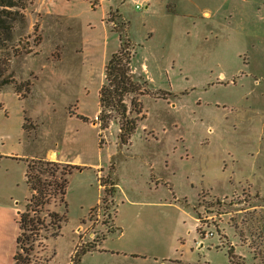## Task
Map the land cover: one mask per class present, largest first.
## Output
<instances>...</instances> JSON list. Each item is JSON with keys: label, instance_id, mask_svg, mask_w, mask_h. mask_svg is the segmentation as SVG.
I'll use <instances>...</instances> for the list:
<instances>
[{"label": "rangeland", "instance_id": "rangeland-1", "mask_svg": "<svg viewBox=\"0 0 264 264\" xmlns=\"http://www.w3.org/2000/svg\"><path fill=\"white\" fill-rule=\"evenodd\" d=\"M22 1L24 9L4 18L11 39L0 43V68L9 64L3 77L10 82L0 86V264H13L17 250L25 256L24 239L18 248L16 238L17 211L30 196L26 161L57 147L59 159L74 165L113 164L107 176L119 191L89 213L99 199L98 182L92 171L75 170L66 210L57 196L47 205L65 211L67 221L57 237L51 227L39 228L23 264H71L79 238L106 234L116 203L124 213L131 189H148L151 178L159 181L155 196L164 203L137 206L134 213L155 220L150 230L161 241L151 251L157 255L91 253L83 264H161L169 248V257L185 261L175 264H264V0ZM102 24L109 34L104 66L128 42L132 73L147 80L141 86L148 93L125 99L129 116L137 115L131 98L144 114L131 144L119 141L120 115L113 107L100 148L92 149L98 99L91 80L101 67L90 73L82 62L84 44L91 55L100 49L103 59ZM102 75L100 84L104 68ZM88 87L87 98L82 90ZM83 98L87 103L79 106ZM77 109L90 121L75 118ZM195 224L203 235L197 231L193 238Z\"/></svg>", "mask_w": 264, "mask_h": 264}, {"label": "trees", "instance_id": "trees-1", "mask_svg": "<svg viewBox=\"0 0 264 264\" xmlns=\"http://www.w3.org/2000/svg\"><path fill=\"white\" fill-rule=\"evenodd\" d=\"M94 1L97 2V0ZM13 8L24 9V2L22 0H0L1 44L11 39V29L4 23V18L12 17L13 14L16 13L11 11ZM127 43L128 42H122L118 51L108 58L104 66V80L98 91L99 111L96 116V123L99 127L98 138L100 139L102 137V131L109 126V123L114 118L111 111H108L107 108L111 109L114 107L117 109L120 115L118 119L120 130L118 137L120 143L126 146L131 144V137L137 127L138 118H141L144 114L140 115V102L137 104L135 98H131V103L135 105L134 107L137 115L129 116L128 113L130 110L127 108L125 99L130 95L148 93L147 88L141 86V82L147 84V80L143 78L144 80L140 81L134 78L131 68L132 54L125 47ZM8 67L9 64H5L0 68V86L10 83L6 82L3 77ZM13 87L14 91L19 95L21 93L19 85L15 83ZM158 94L156 93L154 96L165 98V96H159ZM72 115H75V117L83 121H90V119L83 114L72 112ZM23 127L26 129L24 123ZM83 168V166L79 165L66 164L42 158H30L26 161L25 182L29 188L30 196L27 199L24 210L17 211L18 235L16 238V245L20 248V240L24 239V245L27 246V248L22 247V251H25L23 259L20 258L21 256L18 250L15 252L13 264H18L19 259L22 260V264L27 263V256H29L30 250L34 244V240H31V238L38 236L39 228L51 227V236L57 237L59 235L62 224L67 221L66 213L65 211L61 213L49 210L47 205L52 198H56L57 196L59 199V206H63L66 210L65 193L69 182V176L75 170H82ZM110 168H114L113 164ZM101 183L104 185V193L100 203L104 204L108 200V197L112 199L117 192V182L111 177L106 176L105 179L103 177L101 178ZM97 205L92 207L89 213H91ZM46 218H48V222L45 220ZM108 231H110V229ZM197 231L200 236L203 235L200 227H197ZM105 235L106 234L102 235L98 239L92 238L90 241L82 239L71 259V264H81L83 256L87 252L96 249ZM228 253L231 257L235 256L231 249H229Z\"/></svg>", "mask_w": 264, "mask_h": 264}, {"label": "crops", "instance_id": "crops-1", "mask_svg": "<svg viewBox=\"0 0 264 264\" xmlns=\"http://www.w3.org/2000/svg\"><path fill=\"white\" fill-rule=\"evenodd\" d=\"M105 13V12H104ZM204 14H206V12H203ZM102 23V22H101ZM102 28H103V37H104V43H103V59L98 57V53L101 51L100 49H98L97 53L95 55H91L90 51L88 50L89 48L87 47L86 44H84V55H85V60L82 62V65H85L87 69L89 68L90 73L92 72V70H96L99 68V66L101 67L100 73H99V77L96 75L94 76V78L91 80L89 74L86 77V82L89 83L90 80L93 82L92 84V92H95V98L98 99V90L100 87V82L102 81V72H103V66H104V58H106V56L109 53V44L107 43V39H108V30L106 29V27L104 26V24H102ZM105 45H107L105 47ZM114 47V46H113ZM115 48V47H114ZM114 50V49H112ZM90 53V54H89ZM82 54V53H81ZM132 72H134V69L132 68ZM135 74V72H134ZM88 86V85H87ZM87 92H86V91ZM83 95L85 97L88 98L89 94L91 93V88H84L82 90ZM87 98L86 99H80L79 102L83 101L82 103L79 104V106L82 105H86L87 103ZM78 106V107H79ZM85 107V106H84ZM99 111V106L97 105L96 107V111L94 112V114L91 117V120L96 119L97 113ZM77 112L80 114H83L86 116L85 113L81 112L80 109H77ZM72 117V116H70ZM76 118V117H75ZM90 118V116H89ZM92 127L96 128L95 130V139L92 143H90V148H95L97 147L98 149L100 148L99 143H98V133H99V127L98 124L95 123L93 124L92 122ZM62 146H65V142H63ZM84 146H88L87 144H84ZM86 149H89L86 148ZM86 154V150H83ZM59 150L58 147L56 148H49L48 150V156L47 157H41L42 159L44 158L45 160H51V161H59L62 163H66V164H72L69 163L71 160L69 159H59ZM91 154H93V151L91 152ZM79 166H83L84 168L82 170H77L80 173L84 172L83 170H89L92 171V173H94V179L92 180L93 184L96 181V183L98 182V186H99V199H97V203H100L99 200H101L102 196H103V185L101 184V178L107 176L110 173V165H109V169H108V165H103L102 161H91V162H78ZM74 165V164H72ZM75 172V171H74ZM151 183L153 184V188L150 186V184H148V189L143 190L141 188H139V186L137 187H133L131 189V194L125 199L126 203H128L129 207L126 209V211L123 213L121 212V206H118V202L116 203V209L113 215V228H110V231H106V235L104 236V238L101 240V242L99 243V245L97 246L96 249L91 250L89 252H87L81 261V264H83L82 262L85 261L86 257L91 254V253H97V254H101V255H108L109 257H129V258H143L144 254H150L152 256H156L157 253H155L154 251H151V249L155 248L158 245V235L150 230V225L155 221L154 219H144L143 217L139 216H135L134 211L136 210L137 206H150V207H158V206H162V204L164 203L163 201H161L159 198H157L155 196V192L158 190L159 188V181H157L156 178H151ZM154 180V181H153ZM117 191H119V187L117 185ZM118 194V192H117ZM142 198H144V200H141ZM116 201H118V195H116ZM95 202V201H94ZM95 203H91L90 207H94L96 206ZM156 218H158V215H156ZM150 223V224H148ZM195 226V230L193 231V238H195V234L197 233V227L196 224ZM149 227V229H148ZM83 235L79 238V241L77 242V245L75 246V249L73 250L75 253V250L77 249L78 244L82 241ZM200 246H202V244H200ZM150 248V249H149ZM171 248H169L168 252L166 253L165 257L161 256L162 260L161 262L164 263V261L168 260V262L170 264H175V263H183L185 261L182 260H177V259H173V257H169L168 254ZM74 255V254H73ZM72 259V258H71ZM161 263V264H163Z\"/></svg>", "mask_w": 264, "mask_h": 264}, {"label": "built area", "instance_id": "built-area-1", "mask_svg": "<svg viewBox=\"0 0 264 264\" xmlns=\"http://www.w3.org/2000/svg\"><path fill=\"white\" fill-rule=\"evenodd\" d=\"M137 8H139V7H141L139 4H137V6H136Z\"/></svg>", "mask_w": 264, "mask_h": 264}, {"label": "water", "instance_id": "water-1", "mask_svg": "<svg viewBox=\"0 0 264 264\" xmlns=\"http://www.w3.org/2000/svg\"><path fill=\"white\" fill-rule=\"evenodd\" d=\"M94 124L96 123V122H93Z\"/></svg>", "mask_w": 264, "mask_h": 264}]
</instances>
